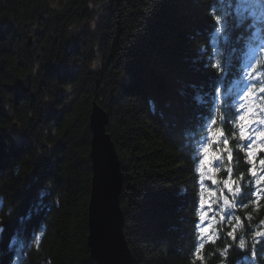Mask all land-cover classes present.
I'll return each mask as SVG.
<instances>
[{
    "label": "trees",
    "instance_id": "16d2710c",
    "mask_svg": "<svg viewBox=\"0 0 264 264\" xmlns=\"http://www.w3.org/2000/svg\"><path fill=\"white\" fill-rule=\"evenodd\" d=\"M253 3L0 0V264H97L86 240L94 101L119 159L133 264H264V137L250 155L238 105L248 66L264 106V7ZM27 74L32 96L17 85ZM226 181L232 218L218 209L201 232V200L220 208Z\"/></svg>",
    "mask_w": 264,
    "mask_h": 264
},
{
    "label": "water",
    "instance_id": "95a60500",
    "mask_svg": "<svg viewBox=\"0 0 264 264\" xmlns=\"http://www.w3.org/2000/svg\"><path fill=\"white\" fill-rule=\"evenodd\" d=\"M31 36H28V43ZM32 78L27 74L18 79L22 92H31ZM108 115L95 101L89 113V159L91 164L90 192L87 206V246L97 264H133L123 232L124 217L119 194L122 175L114 143L106 130Z\"/></svg>",
    "mask_w": 264,
    "mask_h": 264
},
{
    "label": "snow or ice",
    "instance_id": "6c2138e0",
    "mask_svg": "<svg viewBox=\"0 0 264 264\" xmlns=\"http://www.w3.org/2000/svg\"><path fill=\"white\" fill-rule=\"evenodd\" d=\"M249 90L248 92L245 93L244 96H240L241 100H244L246 97H252L254 96V90L251 88L250 84L247 87ZM261 92H264V88H261L260 90ZM241 108H244L245 105L241 104L240 105ZM259 112H264V106H260L257 105L255 103H252L251 106L248 107V111L245 113V115H242L239 117L240 121L242 122L240 125V136L243 139L244 137H246L247 135H249L247 129L249 128L250 125L253 124H260V125H264V117H259L257 119H253V117H258ZM255 135L257 137H264V132H256ZM225 144H227V141H224ZM250 148H253V152L250 153V155L254 156L255 155V145L253 144H249ZM207 151V150H206ZM207 161H201V164L203 165L204 163H206ZM261 163H264V161H262ZM254 171V170H253ZM209 179H212L213 183H215V179L212 176L208 177ZM225 186L229 187V183L226 181L225 182ZM204 201L203 199L201 200V204H203ZM225 205L228 204V200L227 198H225L224 200ZM204 219V214H201V220ZM221 219L223 220L224 217H221ZM229 219H231V217H229ZM197 227H200L199 225H197ZM209 229L208 228H201V232H208ZM228 236L229 237H233L234 233L233 232H228ZM39 239V237L37 238ZM199 247H203V245H200ZM240 247H244V240L241 239L240 240Z\"/></svg>",
    "mask_w": 264,
    "mask_h": 264
},
{
    "label": "rangeland",
    "instance_id": "374dc122",
    "mask_svg": "<svg viewBox=\"0 0 264 264\" xmlns=\"http://www.w3.org/2000/svg\"><path fill=\"white\" fill-rule=\"evenodd\" d=\"M255 6H262L264 7V3L261 2V0H254V3H253ZM96 12H97V16H99L98 12H99V9H95ZM29 44V43H28ZM205 174H208L206 176V178L209 176V173L208 171L205 172ZM207 184V183H206ZM205 183H203V191L206 193L208 191V188H207V185ZM212 187H215V185H212ZM226 190L230 193V194H234V192H231V186L229 187H226ZM222 196L223 195V192H221L217 197L219 196ZM217 204L214 202V197L211 196V195H207L206 196V199L204 201V203L202 204V212L201 214L203 213L204 214V219L202 220L203 223L205 222V225H204V228L205 226L208 224V222H210L211 220V215H215L216 214V211H217ZM233 209H235V204L233 205V208H228V210L230 211V213H228L227 215H225L226 219L231 217L232 218V214L234 213Z\"/></svg>",
    "mask_w": 264,
    "mask_h": 264
},
{
    "label": "clouds",
    "instance_id": "9594fccd",
    "mask_svg": "<svg viewBox=\"0 0 264 264\" xmlns=\"http://www.w3.org/2000/svg\"><path fill=\"white\" fill-rule=\"evenodd\" d=\"M94 26H95V25L93 24V27H94ZM255 63L264 64V49H261V50L259 51ZM95 66H96V65H93V67H95ZM46 99H47V98H46ZM15 173H16L17 175H19V173H20V168H19V166H17V167L15 168ZM241 239H243V234H241Z\"/></svg>",
    "mask_w": 264,
    "mask_h": 264
}]
</instances>
